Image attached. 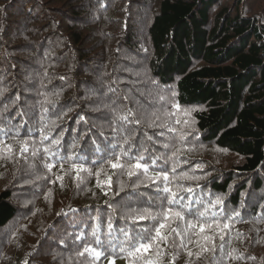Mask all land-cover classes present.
Here are the masks:
<instances>
[{
  "label": "trees",
  "instance_id": "1",
  "mask_svg": "<svg viewBox=\"0 0 264 264\" xmlns=\"http://www.w3.org/2000/svg\"><path fill=\"white\" fill-rule=\"evenodd\" d=\"M123 1L125 18L116 31H86L79 24L59 15V12H66L71 18L78 19L79 15L72 9L74 4L72 8L69 4L64 8L53 6L57 10L48 23L54 25L55 29L50 32L45 30L44 37L29 43L23 50L27 52L32 49L39 55V60L33 56L25 59L26 63L35 67L33 69L25 66L21 67L22 72H18L21 61L15 59L14 63L10 62L9 56L0 53V128L12 130L8 134L0 132V162L11 155L23 156L28 161L34 159L33 165L37 164L42 169V172L34 171L39 176L37 186L31 190L35 194V203L25 213H21L13 201V187L7 186L1 191L0 231L6 233L5 241L15 237L19 229L25 226L24 221L37 210L42 227L56 233L60 247L64 250L62 258L67 262L65 264H112L114 256V264H130L131 258L127 253L119 251V247L127 248L128 245L122 244L124 236L118 229L125 227V212L129 207H151L145 197H151L156 202L157 193L150 183L145 182L140 185L138 195L137 190L132 188L136 177L129 178L126 170L122 173L120 169L112 168L109 160L115 161L116 157L104 153H109V142L113 146L119 143L127 149L128 145L123 144L124 130L132 128L137 130L134 138L128 139L133 154H136V149H140L147 158L179 150L177 157H183L185 153L188 154V149L184 150L185 153L179 148L171 152V148H164L166 143L161 141L171 138V134L179 136V132L185 131L182 128L184 122L194 121L190 128L187 127L192 130L191 133L198 132L202 135L203 143H210L219 152H232L242 161L227 166L201 155L208 159L204 162H211L209 166H204L203 162L195 161L202 158L191 155L190 163L175 164L177 174L187 172L204 178L180 183L184 187H193L195 192L202 188L205 195L214 193L222 196L224 212L238 211L240 217L234 219L229 229L225 230L223 242L217 232H206L214 236L215 251L211 250V244L207 245L209 250L202 251L195 235L191 243L185 241L186 247H179L180 237L171 229L183 225L180 221H169V226L162 229L168 239L157 240L149 252L141 254L143 259L139 264H147L148 260L173 264V258L174 264H228V259L233 258V264H240V260H245L248 255L245 245L261 234L264 237V227L258 228L257 232L246 229L256 220L259 204L264 209V21L241 15L227 17V9L223 8L220 16L212 22L213 8L220 0ZM58 2L65 4L68 0H56V4ZM17 4L23 5L25 0H0V34L2 29L3 32L8 31L13 21L12 12L17 17L19 14L26 15V8L29 7L14 10L13 6ZM112 5L113 0H102L100 12L109 11ZM132 5L136 6L137 13L146 7H155L153 20L146 30L149 49L145 48L144 39L139 37L140 32L132 25L131 18L136 14ZM138 23L136 18V26ZM32 29L27 32L23 28L22 34L36 32ZM149 50L151 55L148 57ZM132 57L137 60H131ZM112 62L117 70H113L111 76H108V72L107 77L106 73L100 76L94 73H97L96 69L104 70L106 64L109 70L108 64ZM60 66L67 68L71 74L69 78L58 70ZM122 66L139 71L136 74H124ZM35 71L37 83L29 77ZM123 74L125 80L142 77L146 86H151L155 92L159 89L169 91L174 83L177 90L175 99L172 103L171 99L164 103L160 112L154 113V117L129 105L120 106L117 113L127 114L130 110L132 115L126 122L117 121V113L108 116L107 109L110 106L104 102L122 104L104 97L103 93L105 87L111 88L117 84V75ZM106 78H109L108 82ZM55 93H59V96ZM170 105L179 107L167 108ZM186 111L190 112V118L185 115ZM41 127H44L45 135L51 134L50 139L62 133L61 144L57 147L60 155L66 159L58 157L51 170L45 165L53 161L43 150L50 139L45 140L43 145L40 143ZM171 127H175L177 132H171ZM114 128L118 134L113 132ZM16 131L20 132L19 136L15 135ZM24 140L29 141L27 152L21 151L19 142ZM8 146H11L10 151ZM17 147H20L19 150ZM34 147L39 149L35 156L32 154ZM195 147L196 144L193 145ZM121 162L132 163L123 157ZM73 163L90 169L91 174L80 171V179H77ZM157 163L169 170L173 167L163 161ZM150 171L155 175L159 169L152 168ZM57 177H62V181ZM109 177L110 186L104 183ZM121 181L124 183L123 189ZM197 184L200 188L196 187ZM171 186L175 190L176 185ZM83 187L93 188L96 197L80 199L77 195ZM152 211L158 209L152 208ZM261 216L264 218V213ZM96 217L100 218L98 231L103 240L108 239L107 222L111 217L113 247L117 249L113 252L105 246L102 249L104 254L99 259L83 252L86 245L96 247L91 235V228L98 223ZM185 218L193 219L187 214ZM59 224L63 229L61 232L56 230ZM129 226L133 232L138 228L153 229L154 235L150 221H140L135 225L129 222ZM38 233L34 232L35 240L39 238ZM81 233L83 237L77 239ZM55 238L51 236V240ZM221 243L224 244L223 250L220 249ZM44 247L43 244L39 248L34 247L30 242L16 264H44L46 257L38 256V251L35 252ZM82 252L83 255H78Z\"/></svg>",
  "mask_w": 264,
  "mask_h": 264
},
{
  "label": "rangeland",
  "instance_id": "2",
  "mask_svg": "<svg viewBox=\"0 0 264 264\" xmlns=\"http://www.w3.org/2000/svg\"><path fill=\"white\" fill-rule=\"evenodd\" d=\"M101 1L102 0H68V2L65 4L59 2L56 4V0H25V4L23 5H14V10L22 7L25 8V6L29 7V9L26 8V15L19 14V17H17L18 15L15 12H12L13 21L9 24V27L7 29L8 31L3 32V29L1 30L2 34H0V41L3 44L0 43V53L4 56H9L10 62L14 63L15 59L21 61V63H19L18 65L20 68L18 72H22L21 67L25 66H30L31 69L35 68L29 63H26L25 59L31 58L33 56V58L39 60V55L36 51L34 53L32 49L27 50V52H23V50L27 48V45L29 43L33 41H39L41 37H44L43 35L46 34L45 30L50 32V30L55 29L54 25H49L48 22L50 21L51 15L54 14L57 10L56 7L53 6L57 5H60V7L62 6L61 8H64L69 4V6H71L72 8V5L74 4L75 7L72 9L75 11L76 15H79V17H77L78 19L71 18L70 15H67L66 12H59V15H61L62 17H67L68 19H70V21H72V23L79 24L80 26H82L81 28L86 31L119 30V25L125 18V1L113 0V9L111 8L107 12H100L101 10L99 8V4L101 3ZM116 8H118V11H115ZM223 8L227 9V17L241 15L250 16L252 18H255L256 20H259L260 22L261 20L264 21V0H220L219 4L215 6V8H213L211 14V18H213L212 22L216 21V17L220 16L219 13ZM132 10L136 13L131 18L133 22L132 25H134L136 27V30L140 32L139 37L141 39H144L145 48L149 49L146 30L148 24L153 20L155 7H146L141 13H137L136 6L132 5ZM136 18L139 21L137 26ZM141 18H143V20ZM129 19L130 17H128V20ZM6 25L7 20H5L4 22V26ZM23 28H26L25 31L27 32L28 29L33 28L32 30H36V32H31L32 34H22ZM37 44L38 43H36L35 45ZM150 55L151 52L149 50L147 52V56L149 57ZM131 60H137V58L132 57ZM31 61H33V59H31ZM108 65L110 67L109 70H107L108 66L106 64L104 66V70L96 69L97 73H94L100 76L108 72V76H111V72H113V70L115 69L117 70V68H115L113 62L109 63ZM9 66L10 68H12L11 64ZM2 68L3 66L1 67V69ZM121 68L125 69V66H122ZM58 70L64 72L63 74H65L68 78L71 76V74L67 72V68L65 66H60ZM137 71H139V69L130 68L125 69L123 72L124 74H136ZM124 74L122 76L117 75V84H114L111 88L105 87L106 91L103 93V96L122 104L110 105L108 102H104L105 105L110 106L107 109L109 117H112L117 112H119L120 106L123 105H129L133 109L137 108V110H139L141 113L154 117V113H159L164 103H168L170 99L172 103L175 99V96L173 94L176 95L177 90L174 83L171 84V87L169 88L171 90L169 91H167V89H159L160 91L155 92L151 86H146V84L143 82L144 79L142 77L139 76L138 80H125L126 76ZM29 77L37 83L38 80L36 71L31 73ZM105 77H107V73ZM108 79L109 78H106L105 81H107ZM89 87L90 86H88V88ZM172 106L173 105H170L167 108L171 107L172 109ZM182 128L185 129L184 132L187 134L184 142H181L179 140V136L174 134H171V138L163 139L161 142L173 145L172 147H170L171 152L177 148H179L183 152L184 150L188 149V154L184 152L185 156L183 157H172V154L163 153V155H165V157L168 159L167 164L173 165L174 161L175 164L179 163L180 165L184 163H190L192 161V158L190 157L191 155L194 157L202 158L195 159V161L203 162L204 166H209L211 162H204L208 159H205L204 156L201 155H205L206 158H211L216 163L227 166L242 161V158L236 156L232 152H219L216 147H214L210 143H203L201 140L202 135H200L198 132L191 133L192 130L185 127V124ZM136 133L137 130H133L132 128H127L124 130V134L128 139L134 138V135ZM195 144L197 147L193 148V145ZM19 148L20 147H17L18 150ZM33 162L34 159H30V161H28V159L23 156H21L20 158V156L16 157L14 155H11L9 158H6L0 162V193L7 186L13 187L15 193L13 196V201L18 205L21 213H25V210L30 209L31 204L35 203V196H33L35 194H33L31 190H34L37 186V179L39 178V176L36 175L34 171H41L42 169L37 164H35L34 166ZM161 164L164 165L163 163ZM25 170H27L26 173ZM178 170L182 171V168H179ZM20 186H22V189L20 188ZM93 193V188L91 189L90 187H83L77 196H79L80 199H91L96 197L95 195H93ZM260 205L261 204H259V206L257 207L258 215L256 217V220L252 224L246 226V229H249L252 232H257L259 231L258 228L264 227V218L261 216L264 213V209L260 208ZM34 211L36 213L30 215L24 221L25 226H22L19 229V234H16L15 237H12L9 240L5 241L6 233L0 231V264H16L19 256L24 255V251L27 249L30 242L33 243L34 247L38 246L39 248L42 244L45 246L42 250H35V252L38 251V256L46 257V261L43 262L44 264L67 263L66 260L62 258L64 250L60 247L61 245L59 243L58 237L56 236V233L53 234L52 229L46 230L45 227L43 228V224H41L40 222V216L37 214V210ZM56 227L58 228L56 229L57 231H63L60 224ZM27 228L28 231L26 230ZM31 228L42 229L39 231H31L34 230ZM34 232H39V238H37L36 240ZM51 236L56 238L51 240ZM244 249L245 253L248 255L245 260H240V264H264L263 234H261L259 238L254 239L251 243H247ZM233 259H228V264H233ZM184 260L185 259L183 257L182 261ZM195 262L197 263L198 261Z\"/></svg>",
  "mask_w": 264,
  "mask_h": 264
},
{
  "label": "snow or ice",
  "instance_id": "3",
  "mask_svg": "<svg viewBox=\"0 0 264 264\" xmlns=\"http://www.w3.org/2000/svg\"><path fill=\"white\" fill-rule=\"evenodd\" d=\"M6 91V90H5ZM56 96H59V93H55ZM175 95V94H173ZM47 99V98H46ZM174 107H179V105H173ZM46 112L47 109H44ZM132 115L131 111L127 114H116V120L120 122H126L129 120V117ZM185 115L189 116L190 112L186 111ZM179 123L180 121H176ZM139 123V121H136ZM185 127H191V123L189 121H185ZM45 125L44 127H46ZM44 127H41L39 130V134L41 137L40 143L43 145L45 140H49L51 134L45 135ZM120 131H123L121 129ZM171 132H177L175 127L170 128ZM0 132H4L5 134L11 133L12 130H4L0 128ZM114 133H117V130L113 129ZM118 134V133H117ZM16 136L20 135L19 131L15 132ZM161 136L164 135L163 132L160 133ZM186 133L181 131L179 132V140L184 142L186 139ZM62 133L52 137L47 146L43 147L44 152L51 157L53 163H46V167L51 170L54 167V162L59 157V159L63 160L66 157L60 155L59 146L61 144ZM151 139V137H149ZM175 139V138H173ZM21 143V151H28V140L20 141ZM35 145V142H32ZM123 144L128 145L127 149H125L121 144H117L116 146L111 145L109 142V153H104V155H112L116 157L115 161L109 160L111 167L114 169H120L123 173L126 170L127 176L129 178L136 177V181L133 182L132 188L137 190V194L139 195L138 189L141 184L145 182L150 183L156 193H157V201L153 202L151 197H145V200L151 204V207H143V208H133L129 207L125 212V227L118 229V231L123 234L124 240L122 244H127L128 247H119V251L121 253H127V255L131 258L130 264H139V261L143 259L141 254L149 252L150 249L153 248L154 243L157 240H167L168 236H165L162 232V229L168 227L169 221H180L183 225L182 227H177L171 229V232L175 233L180 237L179 247H186L185 241L187 243L192 242V236L195 235L198 237L196 243L201 248L202 251L209 250L207 248L208 244H211V250H216V245L214 244V236L207 235V231L217 232L220 236V240L224 241V233L225 230L229 229L230 223L234 219H238L240 217V213L238 211L232 213L224 212V199L222 196L211 193L204 194L202 188H200L199 184L196 185L197 188H200L199 192H195L193 187H184L180 181L184 182H195L202 180L204 177L196 176L194 174L190 175L187 172H182L177 174L175 161L173 162V167L169 170L162 167L157 161H163L164 164L168 163V159L165 155L160 156H149L145 157V155L141 152L140 149H136V154H133L132 145L129 144L128 138L125 136L123 139ZM173 145L165 144L164 148H170ZM75 147V145H73ZM98 148V146H96ZM117 148L119 151L117 152ZM10 151L11 146H8ZM39 149L34 147L33 156L37 154ZM179 150L172 152V157H176ZM121 157L126 159L127 161H132V163H122ZM62 166V165H61ZM197 167H202L201 165H197ZM72 168L76 170V178L80 179L79 173L80 171H87L91 174L90 169H85L82 166L73 163ZM157 168L159 171L156 172L155 175L151 174L150 169ZM171 172V176H170ZM139 173V174H138ZM99 173H97V176ZM143 177V179H141ZM57 179L62 181V177H57ZM98 185H100V181H97ZM108 186L111 185V177L108 178L106 182ZM121 188L123 189L124 183L120 182ZM175 184V190L171 186ZM231 191V188L229 189ZM186 194V195H185ZM219 206V207H218ZM109 207H111L109 205ZM152 208L158 209V211H152ZM185 214L188 217L193 219H186ZM98 223L96 226L91 228V235L95 241L96 247H91L86 245L83 249V252L90 253L96 259H99L104 252L102 249L107 246L111 248L114 252L117 249L113 247L114 238L112 237L113 233V223L111 217L108 218L107 229H108V239L103 240L100 237V233L98 231L100 227L99 217H96ZM150 221L153 224V229H145L138 228L136 231H132V228L129 226V222L132 225L138 224L140 221ZM200 221H204L201 223ZM158 225V226H157ZM131 233V235H130ZM83 237V233L77 237V239H81ZM224 244L221 243L220 249L223 250ZM159 250L157 249V252ZM235 251V250H233ZM82 253H78V255H83ZM200 253L198 252L197 255ZM189 256L192 255L191 252L188 253ZM221 260L223 257L220 258ZM115 256L113 257L112 264H114ZM147 264H159L158 260H148ZM174 264V258H173Z\"/></svg>",
  "mask_w": 264,
  "mask_h": 264
}]
</instances>
